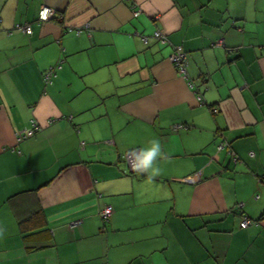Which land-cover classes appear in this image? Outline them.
Instances as JSON below:
<instances>
[{
	"label": "crops",
	"instance_id": "obj_1",
	"mask_svg": "<svg viewBox=\"0 0 264 264\" xmlns=\"http://www.w3.org/2000/svg\"><path fill=\"white\" fill-rule=\"evenodd\" d=\"M0 264H264V0H0Z\"/></svg>",
	"mask_w": 264,
	"mask_h": 264
},
{
	"label": "built area",
	"instance_id": "obj_2",
	"mask_svg": "<svg viewBox=\"0 0 264 264\" xmlns=\"http://www.w3.org/2000/svg\"><path fill=\"white\" fill-rule=\"evenodd\" d=\"M55 16H59V14L55 11V9H53L50 6H41V8L38 10V14H37V19L36 21L38 23L41 22H45L47 20L52 19ZM16 28L21 29L24 32L30 33L31 32V28L29 26V24L27 23H22V24H16ZM78 31V30H77ZM156 36H160L159 32H155ZM145 40V38H143ZM169 59L170 61L174 64V66L177 68V70L183 75H186L185 72V66H186V55L185 52L183 51V49L180 46H176L173 51L171 52V54L169 55ZM54 69L53 67H50L46 73H45V79L47 81H49L50 76H52L54 74ZM216 110V109H215ZM37 124L33 123L31 128H27L25 130L19 131L16 133V138L17 140H21L27 136H30L34 133V131L37 129ZM180 128H185V126L182 123H177L175 125H173L172 129L173 130H177ZM139 152L138 150H131L128 151L125 154V158L128 160L129 165L131 167L132 170H137L138 168L134 167L135 164V159L134 156L135 154ZM252 155V154H251ZM112 209L110 205H105L101 211H100V215L102 216V219L104 221H107L109 218V215L111 214ZM250 220L248 218H244L241 222V226L245 227L247 225H249Z\"/></svg>",
	"mask_w": 264,
	"mask_h": 264
},
{
	"label": "clouds",
	"instance_id": "obj_3",
	"mask_svg": "<svg viewBox=\"0 0 264 264\" xmlns=\"http://www.w3.org/2000/svg\"><path fill=\"white\" fill-rule=\"evenodd\" d=\"M161 153V145L158 140L153 139L147 146L142 147L139 152L134 156L135 164L134 167L141 170H152L153 172L157 169L153 168V161Z\"/></svg>",
	"mask_w": 264,
	"mask_h": 264
}]
</instances>
